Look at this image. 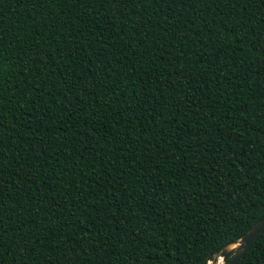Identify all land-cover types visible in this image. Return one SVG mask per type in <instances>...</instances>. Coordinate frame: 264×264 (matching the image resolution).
<instances>
[{"label":"trees","instance_id":"1","mask_svg":"<svg viewBox=\"0 0 264 264\" xmlns=\"http://www.w3.org/2000/svg\"><path fill=\"white\" fill-rule=\"evenodd\" d=\"M263 213L264 0H0V264H206Z\"/></svg>","mask_w":264,"mask_h":264},{"label":"water","instance_id":"2","mask_svg":"<svg viewBox=\"0 0 264 264\" xmlns=\"http://www.w3.org/2000/svg\"><path fill=\"white\" fill-rule=\"evenodd\" d=\"M264 232V213L261 217L245 232L238 240L231 244L236 243L234 251H225L226 247H222L215 254L210 256L206 264H216L217 258H221L222 264H237L242 258L246 250L252 246L256 239ZM230 245V244H229Z\"/></svg>","mask_w":264,"mask_h":264},{"label":"bare ground","instance_id":"3","mask_svg":"<svg viewBox=\"0 0 264 264\" xmlns=\"http://www.w3.org/2000/svg\"><path fill=\"white\" fill-rule=\"evenodd\" d=\"M236 243L235 244H230L226 247L225 251H234V249L236 248ZM216 264H222L221 258H217V263Z\"/></svg>","mask_w":264,"mask_h":264}]
</instances>
